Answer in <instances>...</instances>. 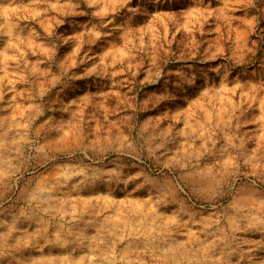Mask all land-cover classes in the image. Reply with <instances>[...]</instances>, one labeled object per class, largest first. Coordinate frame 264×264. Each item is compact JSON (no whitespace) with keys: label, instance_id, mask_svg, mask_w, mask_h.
I'll return each instance as SVG.
<instances>
[{"label":"rangeland","instance_id":"1","mask_svg":"<svg viewBox=\"0 0 264 264\" xmlns=\"http://www.w3.org/2000/svg\"><path fill=\"white\" fill-rule=\"evenodd\" d=\"M0 264H264V0H0Z\"/></svg>","mask_w":264,"mask_h":264}]
</instances>
